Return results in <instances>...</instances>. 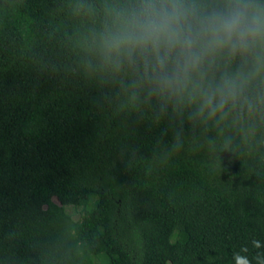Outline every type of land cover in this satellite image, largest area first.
I'll list each match as a JSON object with an SVG mask.
<instances>
[{"label":"trees","instance_id":"trees-1","mask_svg":"<svg viewBox=\"0 0 264 264\" xmlns=\"http://www.w3.org/2000/svg\"><path fill=\"white\" fill-rule=\"evenodd\" d=\"M160 4L0 0V264H264V41L204 65L236 85L206 106L109 51Z\"/></svg>","mask_w":264,"mask_h":264},{"label":"clouds","instance_id":"clouds-1","mask_svg":"<svg viewBox=\"0 0 264 264\" xmlns=\"http://www.w3.org/2000/svg\"><path fill=\"white\" fill-rule=\"evenodd\" d=\"M135 31L110 37V52L124 49L134 61L137 50L145 66L151 67L162 89L199 91L211 107L216 94L222 107L226 94L234 91L235 82L223 78L215 85L204 84V65L216 54L235 55L253 49L264 41V12L253 10L242 0L223 9L203 12L183 0H161L159 8L146 9L143 20L134 22ZM237 264H246L238 259Z\"/></svg>","mask_w":264,"mask_h":264},{"label":"rangeland","instance_id":"rangeland-1","mask_svg":"<svg viewBox=\"0 0 264 264\" xmlns=\"http://www.w3.org/2000/svg\"><path fill=\"white\" fill-rule=\"evenodd\" d=\"M56 202H58L57 199H55ZM67 211L73 215V217L75 219L80 217V210L79 209H75L74 207H67Z\"/></svg>","mask_w":264,"mask_h":264}]
</instances>
